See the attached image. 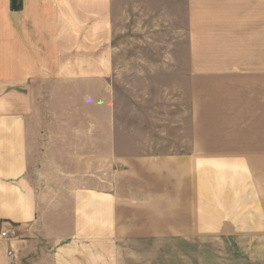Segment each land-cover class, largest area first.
I'll return each mask as SVG.
<instances>
[{
	"label": "crops",
	"instance_id": "0c3cea01",
	"mask_svg": "<svg viewBox=\"0 0 264 264\" xmlns=\"http://www.w3.org/2000/svg\"><path fill=\"white\" fill-rule=\"evenodd\" d=\"M120 71L179 79L169 140L183 127L185 149L116 150ZM128 157L169 159V205L243 207L207 208L208 231L264 237V0H0V229L18 231L0 264L80 263L61 209L79 204L82 173L96 195L97 169Z\"/></svg>",
	"mask_w": 264,
	"mask_h": 264
},
{
	"label": "rangeland",
	"instance_id": "374dc122",
	"mask_svg": "<svg viewBox=\"0 0 264 264\" xmlns=\"http://www.w3.org/2000/svg\"><path fill=\"white\" fill-rule=\"evenodd\" d=\"M175 80L179 81L166 77H124L121 71L114 78L118 152L158 156L168 154L170 149L186 148L180 140L185 136L179 134L183 127L177 126L176 140H169L166 89ZM114 161L113 169H97L96 195L89 192L88 177L82 173L85 179H81L80 190H75L79 204L61 209L65 219H75L65 221L62 240L78 246L80 263L76 264H264V237L220 236L208 231L211 227L201 225L199 217L206 214L207 208L235 217L244 215L243 207L169 205L167 157ZM182 166L178 164L177 180L185 177ZM199 167H189V175L199 177ZM196 181L193 189L200 188V180ZM256 193L264 198V192L258 189ZM231 194L238 197L240 192ZM94 198L97 204L91 206L89 202ZM179 198L180 194L178 201ZM190 216L192 223L186 221ZM175 225L183 226L182 230H174ZM70 259L66 264H72Z\"/></svg>",
	"mask_w": 264,
	"mask_h": 264
},
{
	"label": "built area",
	"instance_id": "2783aa9c",
	"mask_svg": "<svg viewBox=\"0 0 264 264\" xmlns=\"http://www.w3.org/2000/svg\"><path fill=\"white\" fill-rule=\"evenodd\" d=\"M18 236V231L13 225H5L0 229V238L6 241H11ZM8 256H12V252L8 251Z\"/></svg>",
	"mask_w": 264,
	"mask_h": 264
}]
</instances>
